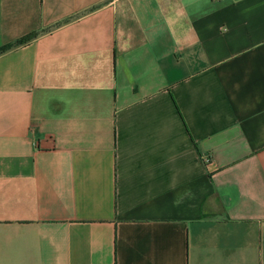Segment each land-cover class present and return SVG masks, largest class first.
<instances>
[{
  "label": "crops",
  "instance_id": "crops-1",
  "mask_svg": "<svg viewBox=\"0 0 264 264\" xmlns=\"http://www.w3.org/2000/svg\"><path fill=\"white\" fill-rule=\"evenodd\" d=\"M10 44L0 264H264V0H0Z\"/></svg>",
  "mask_w": 264,
  "mask_h": 264
},
{
  "label": "trees",
  "instance_id": "trees-1",
  "mask_svg": "<svg viewBox=\"0 0 264 264\" xmlns=\"http://www.w3.org/2000/svg\"><path fill=\"white\" fill-rule=\"evenodd\" d=\"M28 37H29V35H26V36H24V37H21L20 39H17L16 42H21L22 40H25V39H27ZM9 46H11V44H10V45H4V46H1V47H0V51H2V50H4V49L8 48Z\"/></svg>",
  "mask_w": 264,
  "mask_h": 264
},
{
  "label": "built area",
  "instance_id": "built-area-1",
  "mask_svg": "<svg viewBox=\"0 0 264 264\" xmlns=\"http://www.w3.org/2000/svg\"><path fill=\"white\" fill-rule=\"evenodd\" d=\"M205 160H207V157L205 158Z\"/></svg>",
  "mask_w": 264,
  "mask_h": 264
}]
</instances>
